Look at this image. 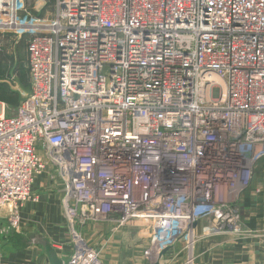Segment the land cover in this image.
Listing matches in <instances>:
<instances>
[{"label":"built area","instance_id":"1","mask_svg":"<svg viewBox=\"0 0 264 264\" xmlns=\"http://www.w3.org/2000/svg\"><path fill=\"white\" fill-rule=\"evenodd\" d=\"M52 1L41 16L0 0L28 77L11 114L0 101V234L21 230L47 174L72 235L63 264H102L73 230L97 220L141 228L158 263L257 236L240 204L264 159V0Z\"/></svg>","mask_w":264,"mask_h":264},{"label":"crops","instance_id":"2","mask_svg":"<svg viewBox=\"0 0 264 264\" xmlns=\"http://www.w3.org/2000/svg\"><path fill=\"white\" fill-rule=\"evenodd\" d=\"M0 34L7 38L13 37L12 34L7 32H0ZM21 42L16 47L18 49L20 47L23 48V58L18 56L17 61H14V66L11 68L17 74L18 81H20V77L22 76L21 72H25L27 76L25 39L22 38ZM8 61H11L8 64L12 66V58ZM26 87L28 88V77ZM0 101L7 104V101L13 103L14 99L0 98ZM38 181L37 179L33 188L35 193H40L39 188L43 186L41 184L43 182L38 184ZM39 199L34 205L26 204L21 209V230L19 232L12 230L10 232L12 234H0V264H49L42 247L34 242L36 235L46 239L51 244H54V242L60 243L62 249L58 255L64 261L68 259L73 248V242L70 237L71 235L65 234L66 230L63 226L59 207L56 205V202L55 204H48L46 194H39ZM61 210L63 212L62 205ZM240 215L242 224L251 230H255L257 236L244 239L238 244H234L231 237L226 235L203 237L197 243L194 264H264V254L261 246L264 234V159L256 164V172L253 176L252 183L243 192L240 204ZM4 216H6L5 211L0 210V226L5 223ZM43 217L48 219L50 224L49 229H60L59 234H53L55 231L51 230L52 237L42 235L41 229L48 232L46 224H42ZM65 223L67 225L66 220ZM86 227H89L93 231L92 234L97 235L93 239L90 235L86 242L89 247L100 251V258L103 264H116L118 260L123 259L121 257L125 251H128V256L133 255L130 250L137 251L138 253L128 257L129 261L127 264H153L155 262L154 256L146 258L144 255V251L148 247V241L141 228L133 226L135 230L129 226H122L115 232V235H117L115 240L117 251L113 252L116 256L113 260V255L106 258V232H110L113 229L112 225L105 220H100L98 222L91 221ZM67 233H69V228ZM185 252L181 245L178 244L171 252L163 257V260L159 264H186L187 253Z\"/></svg>","mask_w":264,"mask_h":264},{"label":"rangeland","instance_id":"3","mask_svg":"<svg viewBox=\"0 0 264 264\" xmlns=\"http://www.w3.org/2000/svg\"><path fill=\"white\" fill-rule=\"evenodd\" d=\"M29 5H30V7H34V12H37L41 16L42 15H44V16L45 15H51V13L53 11V1L52 0H29ZM19 43H22L21 40H18L14 36L11 38H7V37L1 36V34H0V69H1V71H0V98H13L14 99L13 103H9L7 101V104H8L7 105L8 106L7 114L12 113L11 109H13L15 107V104L17 102H19L21 97L27 91V90H25V88H27L26 87V80H27L26 73L21 72L22 76L20 77V81H18L17 80V74L14 71H12L13 69L11 70V68L14 66V61H17L18 56L23 58V55H24L23 54V48L20 47L18 49V47H16V45H18ZM11 58L13 60L12 66H11V64H8L9 62H11V61H8ZM38 180H39L38 184L43 182V183H41L43 186L41 188H39L40 193L39 192H36V193L46 194V197L48 199V204H51V203L55 204V202H56V205H58L60 213H61L63 226L66 230L65 234L69 235L70 231H69V233H67L69 227H67V225L65 223L64 215H63V212L61 210V205H60V200H61V197L63 195V187L61 185L60 186H54V185L50 184V182L48 181L47 174H42V175L38 176ZM35 183L33 184V188L35 186ZM50 191H53V192H50ZM32 205H34V204H32ZM42 219H43L42 224L45 223L47 228H48L50 226L48 219L46 217H43ZM98 221H100V220H97L94 222H98ZM86 226H87V224L86 225H80V224L74 225L73 224V230L76 233L78 238L82 239L86 244H88L86 242L88 240L87 238L91 235L90 237L93 239V238H96L97 235L92 234L93 231L90 230L89 227L87 228ZM47 230H48V232H45L44 229H41L42 235H44L45 237H52V231L51 230L55 231V232H53V234H55V233L59 234L60 229H54V228L49 229L48 228ZM10 232H11V230H9L8 233H10ZM10 234H12V233H10ZM61 234H63V233H61ZM110 234H111V236H110ZM116 238H117V235H115V232H113L112 229L110 232H106V258H109L112 255L114 257V258H112L113 260L116 258L115 254H113V252L117 251L116 244H115ZM197 245L198 244H196V247H197ZM130 251L133 253V255L138 253L137 251H133V250H130ZM195 251H196V248H195L193 254H195ZM99 252L100 251H98V253ZM127 252L128 251H125V253H123V256L121 257L123 259L118 260L116 264H127V262L129 261L128 257L133 256V255L128 256ZM185 253H187V252H185ZM99 256H100V253H99ZM100 260H101V258H100ZM192 262H194V259L192 260ZM102 264H103V262H102ZM186 264H188V259L186 261Z\"/></svg>","mask_w":264,"mask_h":264},{"label":"water","instance_id":"4","mask_svg":"<svg viewBox=\"0 0 264 264\" xmlns=\"http://www.w3.org/2000/svg\"><path fill=\"white\" fill-rule=\"evenodd\" d=\"M34 242L42 247L43 252L47 257L49 264H63V262H64L63 259L60 256H58L57 252L52 247V245L49 241H47L46 239H43V238L36 235L34 238ZM165 251L166 250H163L160 253V256L163 255L165 253ZM154 264H159V263H158V261H155Z\"/></svg>","mask_w":264,"mask_h":264},{"label":"trees","instance_id":"5","mask_svg":"<svg viewBox=\"0 0 264 264\" xmlns=\"http://www.w3.org/2000/svg\"><path fill=\"white\" fill-rule=\"evenodd\" d=\"M18 104V102L15 104V106Z\"/></svg>","mask_w":264,"mask_h":264}]
</instances>
